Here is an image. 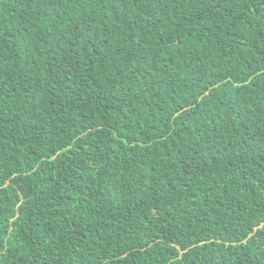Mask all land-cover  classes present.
Instances as JSON below:
<instances>
[{"label": "trees", "instance_id": "obj_1", "mask_svg": "<svg viewBox=\"0 0 264 264\" xmlns=\"http://www.w3.org/2000/svg\"><path fill=\"white\" fill-rule=\"evenodd\" d=\"M0 264H264V0H0Z\"/></svg>", "mask_w": 264, "mask_h": 264}]
</instances>
